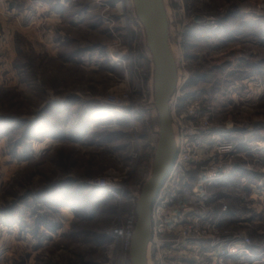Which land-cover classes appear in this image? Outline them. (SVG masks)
<instances>
[{"label": "rangeland", "instance_id": "rangeland-1", "mask_svg": "<svg viewBox=\"0 0 264 264\" xmlns=\"http://www.w3.org/2000/svg\"><path fill=\"white\" fill-rule=\"evenodd\" d=\"M132 1L0 0V264H126L105 237L131 203L89 184L136 196L152 172L153 69ZM164 3L183 90L238 145L236 183L212 194L248 224L225 229L261 243L264 0Z\"/></svg>", "mask_w": 264, "mask_h": 264}, {"label": "built area", "instance_id": "built-area-1", "mask_svg": "<svg viewBox=\"0 0 264 264\" xmlns=\"http://www.w3.org/2000/svg\"><path fill=\"white\" fill-rule=\"evenodd\" d=\"M185 82V75L177 72L176 90L170 101L177 155L152 208L146 263L264 264V240L254 243L244 232L227 231V223H248L244 216L232 214L228 205L219 203L217 207L212 194L220 186L236 183L237 167L232 159L238 145L230 129L213 126L210 109H203L201 100L183 90ZM240 181L246 182L243 178ZM120 183L103 178L89 186L104 198L131 203V210L106 235L111 244L119 245L125 263L130 264L139 194L128 195ZM256 196L264 198V193L256 192ZM255 205L251 209L255 210ZM251 221L256 224L258 219Z\"/></svg>", "mask_w": 264, "mask_h": 264}, {"label": "water", "instance_id": "water-1", "mask_svg": "<svg viewBox=\"0 0 264 264\" xmlns=\"http://www.w3.org/2000/svg\"><path fill=\"white\" fill-rule=\"evenodd\" d=\"M133 3L151 56L154 109L159 126L152 172L143 184L135 206L136 222L129 252L130 264H147L152 208L177 155L170 115V101L177 85V67L169 45V20L164 0H133Z\"/></svg>", "mask_w": 264, "mask_h": 264}, {"label": "bare ground", "instance_id": "bare-ground-1", "mask_svg": "<svg viewBox=\"0 0 264 264\" xmlns=\"http://www.w3.org/2000/svg\"><path fill=\"white\" fill-rule=\"evenodd\" d=\"M132 7H134V3H133V1H132ZM166 8V7H165ZM134 11H135V8H134ZM167 12V11H166ZM137 20V19H136ZM137 24L140 26L141 25V23L139 22V20H137ZM141 27V26H140ZM173 51V50H172ZM150 58H151V56H150V54L148 53V51H147V59L148 60H150ZM174 58V57H173ZM116 60V59H115ZM174 61H175V59H174ZM152 78H153V71H152ZM153 87V86H152ZM152 94H153V92H152ZM113 111V114H119L120 113V110L118 109V108H116V109H112ZM121 114V113H120Z\"/></svg>", "mask_w": 264, "mask_h": 264}, {"label": "crops", "instance_id": "crops-1", "mask_svg": "<svg viewBox=\"0 0 264 264\" xmlns=\"http://www.w3.org/2000/svg\"><path fill=\"white\" fill-rule=\"evenodd\" d=\"M241 134L243 135V134H246V133H245V132H244V133L242 132ZM247 134L250 135V133H247ZM261 148H262V147H261ZM260 152L263 153V152H264V149H260ZM263 160H264V159H263ZM263 160H262V161H263ZM256 173H257V172H254V174H256ZM257 174H259V173H257ZM257 176H258V175H255L254 177H257Z\"/></svg>", "mask_w": 264, "mask_h": 264}, {"label": "trees", "instance_id": "trees-1", "mask_svg": "<svg viewBox=\"0 0 264 264\" xmlns=\"http://www.w3.org/2000/svg\"><path fill=\"white\" fill-rule=\"evenodd\" d=\"M94 195L93 194H91L89 197H88V199H91L92 197H93ZM103 200H110V199H108V198H104ZM105 201H102V202H105ZM100 203H101V201H100ZM105 239H107L106 237H105ZM108 240V239H107ZM106 241V240H105ZM109 241V240H108Z\"/></svg>", "mask_w": 264, "mask_h": 264}]
</instances>
